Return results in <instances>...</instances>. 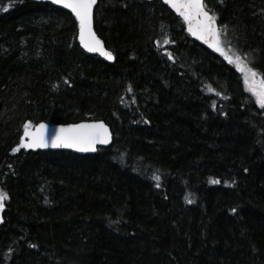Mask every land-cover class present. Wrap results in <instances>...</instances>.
<instances>
[{
    "label": "trees",
    "instance_id": "16d2710c",
    "mask_svg": "<svg viewBox=\"0 0 264 264\" xmlns=\"http://www.w3.org/2000/svg\"><path fill=\"white\" fill-rule=\"evenodd\" d=\"M204 5L227 63L158 1L98 0L110 64L69 13L0 0V264H264V108L237 68L264 79V0ZM83 121L111 145L17 148L25 122Z\"/></svg>",
    "mask_w": 264,
    "mask_h": 264
},
{
    "label": "snow or ice",
    "instance_id": "6c2138e0",
    "mask_svg": "<svg viewBox=\"0 0 264 264\" xmlns=\"http://www.w3.org/2000/svg\"><path fill=\"white\" fill-rule=\"evenodd\" d=\"M165 4L171 7L180 15L187 24V31L197 39L203 40L210 48L217 52H222L219 47L218 28L215 24V13H209L202 0H163ZM53 3L61 4L64 8L70 9L78 22L79 42L81 46L89 52H99L108 60H112L113 56L110 51H106L101 41L96 37L92 29V13L93 5L96 0H53ZM164 43H169L165 37ZM168 58L173 59L169 53ZM225 59H229L227 56ZM239 61V57L236 58ZM231 62V60H229ZM238 70L245 71L244 82L246 90L249 91L256 99V103L264 108V79H257V73L247 66L241 67L237 64ZM251 78V79H250ZM212 91V89H209ZM147 123V121H145ZM44 124L36 126V131H30V124L25 122L24 134L20 137V145L24 148H44L49 146L75 148L79 151L93 150V145L99 141L102 144L108 142V129L102 122L92 124H74L67 127H61L55 130L50 140L46 141L44 136ZM27 137V140H25ZM18 146V147H19ZM17 148H12V152H16ZM154 179H159L154 176ZM218 183L219 181H212ZM8 198V194L0 189V208L4 206L3 202ZM190 202V201H189ZM236 211L235 208L232 209Z\"/></svg>",
    "mask_w": 264,
    "mask_h": 264
},
{
    "label": "water",
    "instance_id": "95a60500",
    "mask_svg": "<svg viewBox=\"0 0 264 264\" xmlns=\"http://www.w3.org/2000/svg\"><path fill=\"white\" fill-rule=\"evenodd\" d=\"M31 1L32 2H42V3L51 4V5H53L54 7L58 8V9H62V10L68 11L73 16V18L75 19V16L71 12L70 9L64 8L61 4L53 3V0H31ZM144 1H150V0H144ZM158 1L161 2L164 6H166L169 9V11H171V13L176 18L179 19V21L184 25V29H185L186 35L188 37H190L195 43H197V44L203 46L204 48H206L207 50H209L212 55H214L215 57H217L222 62H225L226 63L228 61V59H225V57L227 55L225 53L224 47L221 44L220 40H219V47L221 48L222 52H217L213 48H210L206 43H204L203 40L197 39L195 36L191 35L187 31V27H188L187 24L184 22L183 18L180 15L177 14V12L175 10H173L171 7H169L167 4H165L163 2V0H158ZM97 2H98V0H96V3L93 5V12H94V9H95V7L97 5ZM202 3L204 4V0H202ZM92 16H93V13H92ZM75 21H76V19H75ZM76 24H77V27H78V22L77 21H76ZM215 24L217 26L216 21H215ZM92 29H93V32L95 33L94 27H93V19H92ZM95 35H96V33H95ZM77 36L79 37V29L77 31ZM96 37L101 41V39L97 35H96ZM77 40L79 42V38H77ZM79 45H80V48L82 49V51L85 52L88 55L97 56V57L101 58L102 60H104V61H106L108 63H113V61H114V59L108 60L104 56L100 55L99 52H89V51H87L86 49H84L81 46L80 42H79ZM101 45L106 50V48L104 47V44H103L102 41H101ZM97 122H102V121H83V122L72 123V124H48V123L40 122V123H37L34 126L30 127V131H33L34 132V131H36V126L37 125L44 124L45 125L44 136H45L46 141H48V140H50L51 136L55 133V130L58 129V128L67 127L68 125H74V124H81V123H84V124H92V123H97ZM102 123L108 129V142L106 144H102L99 141H97V143L95 145H93V147L95 148V151H93V150L79 151V150H77L75 148H65V147L53 148V147H51L50 143H49V146L44 147V148H35V149H32V148H24L22 146H19L20 145V139H19V143H18V146H19L18 149L19 150L26 151V152H30V151H32V152H36V151H67V152H71V153H74V154H77V155H81V156H83V155H93V154H95L98 151V149L108 148L111 145V143H112V137L113 136H112V133L110 131V128L104 122H102ZM23 134H24V130H23L21 136ZM25 140H27V137H25Z\"/></svg>",
    "mask_w": 264,
    "mask_h": 264
},
{
    "label": "bare ground",
    "instance_id": "6f19581e",
    "mask_svg": "<svg viewBox=\"0 0 264 264\" xmlns=\"http://www.w3.org/2000/svg\"><path fill=\"white\" fill-rule=\"evenodd\" d=\"M31 1V0H30ZM138 1H141V2H152V1H158V0H150V1H144V0H138ZM159 2V1H158ZM98 3V2H97ZM161 3V2H160ZM162 4V3H161ZM163 5V4H162ZM164 6V5H163ZM166 7V6H165ZM96 8V7H95ZM167 8V7H166ZM168 9V8H167ZM62 10V9H61ZM95 10V9H94ZM169 10V9H168ZM63 11H65V10H63ZM65 12H67V13H69L68 11H65ZM171 12V11H170ZM70 14V13H69ZM93 14H94V12H93ZM71 15V14H70ZM72 16V15H71ZM72 18H73V16H72ZM74 19V18H73ZM74 21H75V19H74ZM215 21H216V19H215ZM75 23H76V21H75ZM76 27H77V24H76ZM77 31H78V27H77ZM77 31H76V43H77V45H78V47H79V49L82 51V49L80 48V45H79V42H78V40H77V38H78V36H77ZM95 31V30H94ZM97 35V34H96ZM102 41V40H101ZM107 50V49H106ZM107 51H109V50H107ZM83 52V51H82ZM85 53V52H84ZM86 54V53H85ZM88 55V54H87ZM90 56H92V55H90ZM112 56H113V54H112ZM95 57H97V56H95ZM97 58H99V57H97ZM100 60H102L101 58H99ZM113 59H114V57H113ZM102 61H104V60H102ZM106 62V61H105ZM114 62V61H113ZM108 63V62H107ZM111 64V63H110ZM81 156V155H80ZM84 156V155H83Z\"/></svg>",
    "mask_w": 264,
    "mask_h": 264
}]
</instances>
